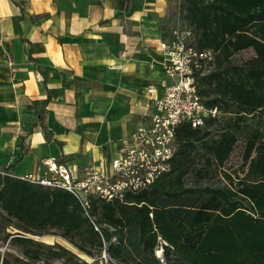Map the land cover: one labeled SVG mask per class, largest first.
Returning <instances> with one entry per match:
<instances>
[{"label":"trees","instance_id":"16d2710c","mask_svg":"<svg viewBox=\"0 0 264 264\" xmlns=\"http://www.w3.org/2000/svg\"><path fill=\"white\" fill-rule=\"evenodd\" d=\"M198 49L213 52L198 89L219 114L181 125L171 169L122 200H91L0 169V264L75 254L35 239L54 232L105 264H264V0H181ZM174 10V6H173ZM173 10L163 25V37ZM46 140L50 137L42 123ZM236 148L241 171L227 169ZM160 250V257L155 254Z\"/></svg>","mask_w":264,"mask_h":264},{"label":"crops","instance_id":"0c3cea01","mask_svg":"<svg viewBox=\"0 0 264 264\" xmlns=\"http://www.w3.org/2000/svg\"><path fill=\"white\" fill-rule=\"evenodd\" d=\"M175 0H0V169L80 174L106 164L152 111ZM42 117L50 137L38 124Z\"/></svg>","mask_w":264,"mask_h":264},{"label":"built area","instance_id":"2783aa9c","mask_svg":"<svg viewBox=\"0 0 264 264\" xmlns=\"http://www.w3.org/2000/svg\"><path fill=\"white\" fill-rule=\"evenodd\" d=\"M180 2H174L173 15L161 41V94H157L156 86L147 89L152 109L147 122L134 129L109 163L86 164L80 174L74 175L67 164L49 157L43 161V173L20 178L68 191L89 216L93 198L122 200L128 193L148 188L171 169L177 129L183 124L202 127L219 114L217 107L205 103L197 85L198 78L212 67L213 52L194 45L195 36L182 18ZM105 255L103 252L102 257Z\"/></svg>","mask_w":264,"mask_h":264},{"label":"rangeland","instance_id":"374dc122","mask_svg":"<svg viewBox=\"0 0 264 264\" xmlns=\"http://www.w3.org/2000/svg\"><path fill=\"white\" fill-rule=\"evenodd\" d=\"M240 149L236 148L234 150V152L231 155V158L227 164V169L229 170H236V171H241L244 167L242 166L241 163V156H240ZM35 239H37L38 241H41L43 243L46 244H59L63 247H65L66 249H68L69 251L73 252L75 254V257L78 259V261L81 262H86L88 264H105V260H103L102 262H96L95 258L92 256H88L85 253L79 251L76 247H74L72 244H70L67 240H65L64 238L60 237L59 235L55 234L54 232L48 233V234H44L42 236H36ZM0 251H11L12 253H14L15 255H17V250H15L14 248H11L10 244L8 242L3 243V241L0 239ZM160 250L157 251L155 254L157 255V257H160ZM104 259H108L107 255H105V257H103ZM35 264H75L72 261H68V260H50L47 262H42L39 261Z\"/></svg>","mask_w":264,"mask_h":264},{"label":"bare ground","instance_id":"6f19581e","mask_svg":"<svg viewBox=\"0 0 264 264\" xmlns=\"http://www.w3.org/2000/svg\"><path fill=\"white\" fill-rule=\"evenodd\" d=\"M160 253V252H159Z\"/></svg>","mask_w":264,"mask_h":264}]
</instances>
